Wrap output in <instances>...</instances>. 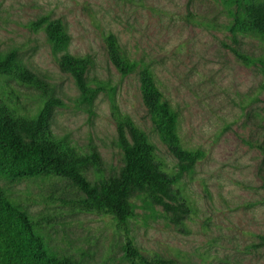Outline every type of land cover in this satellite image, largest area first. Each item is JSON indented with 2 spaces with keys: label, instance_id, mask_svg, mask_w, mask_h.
<instances>
[{
  "label": "rangeland",
  "instance_id": "rangeland-1",
  "mask_svg": "<svg viewBox=\"0 0 264 264\" xmlns=\"http://www.w3.org/2000/svg\"><path fill=\"white\" fill-rule=\"evenodd\" d=\"M264 0H0V53L16 58L40 77L64 103L54 108L49 130L79 152H94L101 176L115 186L126 166L117 144L106 94L78 104L74 80L60 72L42 31L27 24L48 16L60 19L69 36L68 52L90 55L88 80L114 90L120 110L144 132L169 166L176 161L162 144L140 95L139 72L122 77L109 62L102 36L113 33L128 56L149 66L177 132L188 149L204 158L182 178L196 213L181 231L166 220L151 193L130 199V235L146 255L175 264H264V37L232 34L247 2ZM27 112H36L40 92L1 80ZM4 86V87H5ZM87 181L98 179L91 170ZM0 186L36 225L49 250L81 264H130L113 220L81 212L82 193L68 180L43 173L4 179Z\"/></svg>",
  "mask_w": 264,
  "mask_h": 264
},
{
  "label": "trees",
  "instance_id": "trees-1",
  "mask_svg": "<svg viewBox=\"0 0 264 264\" xmlns=\"http://www.w3.org/2000/svg\"><path fill=\"white\" fill-rule=\"evenodd\" d=\"M26 28L45 34L58 69L75 82L78 104H89L100 93L108 96L117 144L126 157V166L120 181L112 186L101 176L102 163L96 153H81L66 138L53 135L49 119L53 109L64 103L10 52L0 53V82L12 80L40 92L41 103L36 112L26 113L14 92L5 85L0 87V177L33 178L43 173L62 177L82 193L83 197L74 200L79 211L100 213L113 220L124 242L123 258L130 264H175L159 255H146L134 245L129 228L133 215L129 199L137 192L149 191L152 203L162 209L170 225L181 231L184 222L196 213L182 178L193 172L205 153L182 144L176 114L165 103L155 74L143 62L130 58L113 33L102 36L107 58L122 77L139 72L142 104L153 118L162 144L176 161L174 166L157 155L144 132L120 110L114 90L102 80H88L93 59L68 52L70 39L60 19L44 16L29 22ZM228 30L232 34L264 37V3L247 2L244 17L236 19ZM89 170L98 179L93 185L86 178ZM259 240L257 247H264V237ZM0 264L81 263L51 252L36 225L0 186Z\"/></svg>",
  "mask_w": 264,
  "mask_h": 264
}]
</instances>
